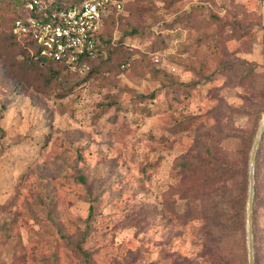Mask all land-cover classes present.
I'll return each instance as SVG.
<instances>
[{
	"label": "rangeland",
	"instance_id": "obj_1",
	"mask_svg": "<svg viewBox=\"0 0 264 264\" xmlns=\"http://www.w3.org/2000/svg\"><path fill=\"white\" fill-rule=\"evenodd\" d=\"M121 2L86 77L0 55V264H216L199 183L262 122L263 0ZM225 245L248 264L239 234Z\"/></svg>",
	"mask_w": 264,
	"mask_h": 264
},
{
	"label": "trees",
	"instance_id": "obj_2",
	"mask_svg": "<svg viewBox=\"0 0 264 264\" xmlns=\"http://www.w3.org/2000/svg\"><path fill=\"white\" fill-rule=\"evenodd\" d=\"M3 0H0V2ZM27 0H5L0 4V55L7 61L8 67L28 74V70H39L41 73L47 70L46 82L54 80L60 75L58 63L38 56L36 46L32 39L21 38L12 32V24L16 17L23 16L27 12L23 9ZM83 0H49L43 7L30 10L29 13L36 17H43L44 13L54 10L66 9L78 5ZM19 4L14 10V6ZM104 18L98 32L97 54L91 60L90 69L84 74H77L62 67L67 72L86 77L97 68V64L106 60V40L104 32ZM133 31V29H131ZM22 54L24 60L17 61L16 55ZM124 66V62L121 63ZM99 66V65H98ZM264 78V75H263ZM264 86V85H262ZM257 87V95L264 96V87ZM259 117L264 116V103L258 108ZM260 126V125H259ZM255 132L243 138L242 147L238 149V157L228 158L224 153L217 155L213 166L210 168V176L201 180V185H214V198L208 200L210 208L205 210L201 216L204 220L201 227L203 247L209 253L216 264H226L230 253L225 245V238L239 234L246 246L247 253L244 254V262L248 263L247 246V203L249 194V154L255 138ZM264 137V130L256 147L253 165V194H252V249L254 264H264V171L258 166L260 144ZM216 186V187H215ZM207 242V243H206ZM243 256V249L242 255ZM239 257V255H238ZM243 263V262H242Z\"/></svg>",
	"mask_w": 264,
	"mask_h": 264
},
{
	"label": "built area",
	"instance_id": "obj_3",
	"mask_svg": "<svg viewBox=\"0 0 264 264\" xmlns=\"http://www.w3.org/2000/svg\"><path fill=\"white\" fill-rule=\"evenodd\" d=\"M49 0H27V14L16 17L12 32L33 40L37 54L77 74L86 73L97 54L98 32L110 6L120 9L121 0H83L66 9L36 17L29 13Z\"/></svg>",
	"mask_w": 264,
	"mask_h": 264
},
{
	"label": "water",
	"instance_id": "obj_4",
	"mask_svg": "<svg viewBox=\"0 0 264 264\" xmlns=\"http://www.w3.org/2000/svg\"><path fill=\"white\" fill-rule=\"evenodd\" d=\"M264 3V0H263ZM264 130V116L262 122L259 126L257 134L254 138L250 160H249V194L247 203V246H248V264H254L253 262V249H252V194H253V163L254 156L256 152V147L258 145L259 139L261 138L262 132Z\"/></svg>",
	"mask_w": 264,
	"mask_h": 264
}]
</instances>
